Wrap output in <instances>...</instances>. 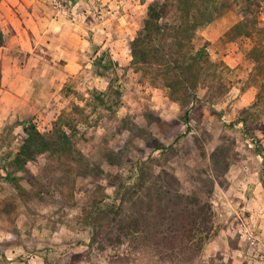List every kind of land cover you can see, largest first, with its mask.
I'll use <instances>...</instances> for the list:
<instances>
[{
	"label": "rangeland",
	"instance_id": "1",
	"mask_svg": "<svg viewBox=\"0 0 264 264\" xmlns=\"http://www.w3.org/2000/svg\"><path fill=\"white\" fill-rule=\"evenodd\" d=\"M1 1L56 15L48 0ZM151 5L162 32L139 44L140 64L130 45ZM68 9L92 26L79 71L45 55L39 100L0 118V264H263L264 0ZM239 22L250 35L228 33ZM24 122L47 141L18 169Z\"/></svg>",
	"mask_w": 264,
	"mask_h": 264
},
{
	"label": "crops",
	"instance_id": "2",
	"mask_svg": "<svg viewBox=\"0 0 264 264\" xmlns=\"http://www.w3.org/2000/svg\"><path fill=\"white\" fill-rule=\"evenodd\" d=\"M3 7V8H1ZM1 9H7L5 16L0 14L7 43L0 47V118L8 113L17 103L34 97L35 82L40 72L49 70L41 68L39 59L45 55L54 56L64 61L70 75L77 73L80 67V55L84 56L91 44L88 35L92 26L86 21H78L72 14L56 13L36 14L37 5L27 1L0 2ZM33 9V12L30 11ZM88 26V27H87ZM82 44V46H81ZM81 47V52H80ZM19 55L24 59H19ZM55 62V61H54ZM44 68L42 71L41 69ZM36 80V81H35Z\"/></svg>",
	"mask_w": 264,
	"mask_h": 264
},
{
	"label": "trees",
	"instance_id": "3",
	"mask_svg": "<svg viewBox=\"0 0 264 264\" xmlns=\"http://www.w3.org/2000/svg\"><path fill=\"white\" fill-rule=\"evenodd\" d=\"M162 16H163L162 12H160L157 9L156 6H154V5L150 6V8H149V17H148V20H147L146 25H145V31H146L145 36L143 37V39L141 38V35L138 36L136 39L133 40V42L130 45V50L132 52V57H133L134 62L140 63V64H143V63L147 62V59H146L147 54H145V52L143 50H141V47H139V44L143 40L146 39V35L150 34L149 38H151L152 31L155 33L154 34L155 37H158V35L161 34L162 28H161V25H160V23L158 21L162 19ZM242 26H243V23L239 22L235 26V29L233 27V29H230V31L228 33L230 34L232 30L233 31L238 30V35H250L251 32L243 30ZM152 36H153V34H152ZM3 41H4V37H3L2 31L0 30V47L3 45ZM156 51H158V50L155 49V52ZM180 65L181 64H177L176 63L177 67L174 66V69L180 68L182 70V72H184V74H185L183 79L187 83L191 82V79L193 78V76H192L193 75L192 66L188 65V66L184 67V66H180ZM188 74H189V76H188ZM191 88L194 89L193 87H191ZM25 125H26V122H24V130H23V132L28 134V138H27L25 144L22 146V149L17 153V155L15 157V160H14V164L17 166L18 169H23L24 166L26 165V163L34 158V155H35L36 152H34L32 150V143L34 141H38L37 139H39L41 141L43 139L46 140V138H44V136L37 131L36 127H34V126H25ZM43 146L49 148V146H50L49 142H45V144H43ZM56 150L60 151L61 153H63V151L58 146H56ZM195 218H197V217H195ZM196 223H197V220H195L193 222L191 220V222H189V225L191 227H194L196 225ZM192 231H193V229H191L188 232V235H189L190 239H191V235L193 234Z\"/></svg>",
	"mask_w": 264,
	"mask_h": 264
},
{
	"label": "built area",
	"instance_id": "4",
	"mask_svg": "<svg viewBox=\"0 0 264 264\" xmlns=\"http://www.w3.org/2000/svg\"><path fill=\"white\" fill-rule=\"evenodd\" d=\"M48 1L56 13L64 14V15L70 14L68 9V0H48ZM263 264H264V257H263Z\"/></svg>",
	"mask_w": 264,
	"mask_h": 264
}]
</instances>
